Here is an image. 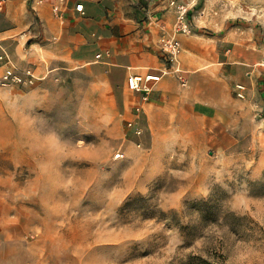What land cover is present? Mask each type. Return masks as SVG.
Returning a JSON list of instances; mask_svg holds the SVG:
<instances>
[{
    "label": "rangeland",
    "instance_id": "obj_1",
    "mask_svg": "<svg viewBox=\"0 0 264 264\" xmlns=\"http://www.w3.org/2000/svg\"><path fill=\"white\" fill-rule=\"evenodd\" d=\"M133 1L139 15L146 1ZM234 13L253 36L233 45L264 46V0ZM37 43L35 31L0 39L35 70ZM236 61L193 83L182 72L185 86L173 75L140 138L123 93L84 71L0 85V264H264V58Z\"/></svg>",
    "mask_w": 264,
    "mask_h": 264
},
{
    "label": "crops",
    "instance_id": "obj_2",
    "mask_svg": "<svg viewBox=\"0 0 264 264\" xmlns=\"http://www.w3.org/2000/svg\"><path fill=\"white\" fill-rule=\"evenodd\" d=\"M145 1L146 8L138 15L131 13L141 6L133 0H4L0 7V39L35 31L45 43L34 44L41 53H29L25 60L37 66L36 72L58 75L84 71L105 87L123 93V112L131 109L134 113L140 108L144 113L165 101L174 89L175 75L165 74L151 83L146 101L126 88L129 76L162 74L165 65L157 42L163 34L173 35L171 0ZM177 1L186 4L191 27L188 35H175L180 42L177 66L191 82L207 63H216L221 70L232 68L238 57L243 65L264 58V46H257L255 41L246 48L244 44L243 48L233 45L239 32L248 39L253 36L250 26L234 25V7L241 0ZM76 4H83V14L74 11ZM128 4L133 7L125 11ZM54 5L59 6L60 17L53 13Z\"/></svg>",
    "mask_w": 264,
    "mask_h": 264
},
{
    "label": "built area",
    "instance_id": "obj_3",
    "mask_svg": "<svg viewBox=\"0 0 264 264\" xmlns=\"http://www.w3.org/2000/svg\"><path fill=\"white\" fill-rule=\"evenodd\" d=\"M4 0H0V7H2ZM169 7L175 14V23L173 25V35L167 36L163 34L160 36L157 46L161 55V61L165 65L161 75H145V76H129L126 79V88L132 93L141 94L143 101H146L148 95L152 91L151 83H156L160 80L161 76L165 74H175L181 86L186 85V80L182 75V71L177 66V58L180 53V42L175 37L176 34L188 35L191 32V27L188 21V8L185 3L171 0ZM53 13L56 17L59 15V6L52 7ZM74 11L83 14V4H76ZM97 58H100L98 55ZM43 76H39L35 69L32 67L19 68L13 62L11 56L0 46V85L5 88L11 87H29L34 85ZM235 94L239 99L245 97V86L242 84L235 85ZM133 118L126 122V127L135 137L142 136V129L138 126L137 119L140 115L141 109L135 108ZM141 147L140 143L136 144ZM119 157V155H117Z\"/></svg>",
    "mask_w": 264,
    "mask_h": 264
}]
</instances>
